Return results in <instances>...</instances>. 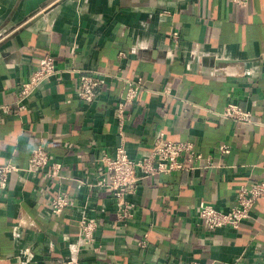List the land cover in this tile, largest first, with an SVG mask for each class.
<instances>
[{
    "label": "crops",
    "instance_id": "1",
    "mask_svg": "<svg viewBox=\"0 0 264 264\" xmlns=\"http://www.w3.org/2000/svg\"><path fill=\"white\" fill-rule=\"evenodd\" d=\"M45 52L59 76L22 114L4 109ZM86 69L109 82L89 104L76 91ZM138 75L144 86L121 132L116 103L124 79ZM231 101L253 121L224 117ZM159 136L193 141L203 157L193 169L145 178L128 195L133 217L116 228L115 198L94 185L99 160L123 138L131 156L146 155ZM39 144L63 163L61 176L53 184L10 174L0 189V264H63L83 215L99 222L79 250L84 264H264V197L240 228L208 229L199 213L203 201L228 210L240 184L264 180V0H0V164L25 166ZM59 187L73 200L56 216Z\"/></svg>",
    "mask_w": 264,
    "mask_h": 264
},
{
    "label": "built area",
    "instance_id": "2",
    "mask_svg": "<svg viewBox=\"0 0 264 264\" xmlns=\"http://www.w3.org/2000/svg\"><path fill=\"white\" fill-rule=\"evenodd\" d=\"M237 4H246L248 0H232ZM177 35V32H175ZM56 57L50 52L35 59V68L29 79L23 81L18 87L16 103L6 104L4 109L22 114L27 108L26 100L45 81L54 76H59ZM109 86L108 74L101 70H82L76 85L79 97L86 103L93 102L98 95L107 90ZM144 86V78L138 75L134 78L124 79V91L117 100L116 112L120 122L121 132L125 125V112L128 104L133 103L139 96ZM222 115L228 119L248 123L253 121V113L240 103L231 101L225 106ZM222 152H229L230 146H220ZM202 153L190 140H172L159 136L146 155L133 157L126 148L124 138L120 142L114 154L105 153L100 158V169L97 181L94 185L106 188L117 202L115 216V227L120 228L128 224L134 215L135 203L128 195L145 178L157 176L160 173H177L190 170L198 166ZM63 163L54 160L51 153L44 144L32 148L28 162L21 166L13 161L0 164V189L7 187L9 176L12 172L23 171L35 177L42 176L43 179L52 180L53 184L60 175ZM264 197V180L252 184L242 183L237 188L236 202L228 209L222 210L211 202H200L199 213L208 229L223 226L240 228L243 222L253 217V207L256 201ZM71 193L61 187L55 189L51 199V210L56 216H61L64 210L72 203ZM99 225L97 219L83 215L77 228L80 243L71 252L63 264H84L80 259L79 250L82 245L91 244L95 241L96 229ZM145 240L140 241L145 246ZM188 264H206L199 260H190Z\"/></svg>",
    "mask_w": 264,
    "mask_h": 264
}]
</instances>
